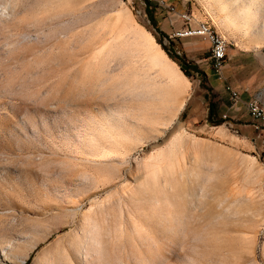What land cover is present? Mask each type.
Here are the masks:
<instances>
[{
    "label": "rangeland",
    "instance_id": "obj_1",
    "mask_svg": "<svg viewBox=\"0 0 264 264\" xmlns=\"http://www.w3.org/2000/svg\"><path fill=\"white\" fill-rule=\"evenodd\" d=\"M146 1L0 0V264H264V127L231 112L209 42ZM256 1L254 21L174 2L264 100Z\"/></svg>",
    "mask_w": 264,
    "mask_h": 264
},
{
    "label": "built area",
    "instance_id": "obj_2",
    "mask_svg": "<svg viewBox=\"0 0 264 264\" xmlns=\"http://www.w3.org/2000/svg\"><path fill=\"white\" fill-rule=\"evenodd\" d=\"M189 2V0H184ZM160 6L165 7L169 13L176 15V17H170L171 24H174L177 18L183 21V26L179 29H174V32L170 37H201L206 39L208 33L204 32L202 29V20H197V17L191 12L186 11V13H179L176 4L173 0H157ZM196 22V25L193 23ZM214 33V29H213ZM222 40L217 37L216 49L210 51V62L212 68L222 77L223 69L226 66L228 60V51L220 52V44ZM228 84V83H227ZM228 92L230 94L233 103H238L241 101L240 92L235 89L231 84H228ZM247 112L249 113L256 128L264 127V101L260 96L253 97L252 99L246 101L245 103ZM227 118V115H223Z\"/></svg>",
    "mask_w": 264,
    "mask_h": 264
},
{
    "label": "crops",
    "instance_id": "obj_3",
    "mask_svg": "<svg viewBox=\"0 0 264 264\" xmlns=\"http://www.w3.org/2000/svg\"><path fill=\"white\" fill-rule=\"evenodd\" d=\"M175 1V0H173ZM182 1V6L184 7L188 2H185L184 0H181ZM175 3V2H174ZM180 8L178 10V12H184V11H191L196 17L197 15L194 13L193 10H185V8L183 9ZM178 9V8H177ZM172 17H176V15H172ZM198 18V17H197ZM199 20H203L201 18H198ZM204 20H210L216 27L217 29L222 32V30L219 28V26L213 21V19L210 17V18H206ZM174 25H175V29H179L183 26V21L180 19V18H177L175 21H174ZM193 25H196V22L193 23ZM174 30V29H173ZM224 34V33H223ZM225 35V34H224ZM206 40V39H204ZM208 41V40H206ZM209 42V41H208ZM210 44V42H209ZM209 50L211 51V44L209 45ZM230 47V45H229ZM229 50L230 48H228V60H227V63H226V66L225 68L223 69V72H222V77L216 72V79L215 80H221L220 83H219V86L220 87H217V88H220V91L222 92V95L221 96H224V97H228L230 100H231V97H230V94L229 92L227 91L226 89V85L227 83L228 84H231L235 89H237L239 92H240V95H241V101L238 102L235 106L234 109H231V112L232 113H235L238 112V111H241L244 109L245 112H247V109H246V106H245V102L252 99L253 97H256L257 95L256 94H253L251 92H253L252 90L254 89V86H255V82L254 80H251V81H247L245 83H243L239 78H237L236 75H232L231 74V71H230V67H231V60H234V58L232 59L230 54H229ZM194 64H198V61L194 60ZM208 64L209 66H211V62H210V55L208 57ZM199 67V65H198ZM212 67V66H211ZM200 68V67H199ZM213 82V81H212ZM262 99V98H261ZM263 100V99H262ZM232 101V100H231ZM264 101V100H263ZM218 106V105H217ZM220 107V105L218 106ZM235 116V115H234ZM246 116V115H245ZM247 116L250 117L249 113L247 112ZM232 118H235V117H232ZM235 124H239L238 122L234 121Z\"/></svg>",
    "mask_w": 264,
    "mask_h": 264
},
{
    "label": "bare ground",
    "instance_id": "obj_4",
    "mask_svg": "<svg viewBox=\"0 0 264 264\" xmlns=\"http://www.w3.org/2000/svg\"><path fill=\"white\" fill-rule=\"evenodd\" d=\"M152 1H154V0H152ZM233 1H234L233 3H236V4L241 6V7L237 6L238 8L236 9V14L238 16H240L243 13H246V14H248L250 16V18H249L250 21H254V20H257L259 18V17H256V14L260 13L261 8L260 7H254V4L257 2L256 0H252V1L248 2V4H246L245 6H243L241 4L242 0H233ZM156 2H157V0H156ZM221 7L223 8V10L227 11L226 17L228 19H230V20L232 19V21H234V18H232V13H231L232 11L229 9L227 4L224 3ZM179 13H186V11L179 12ZM197 20H199V19L197 18ZM242 23H244V22H242ZM202 29L204 30V32L208 33V37H206V40H208L210 42V44H211V51L216 49L217 37H219V40H222V42L220 44V52H227L228 51V48H229L228 41L226 40L225 36L221 35L218 32L217 28L214 25H212L208 21H202ZM213 29H214V33H213ZM262 31H264V30H262ZM153 39H154V37H153ZM164 54L167 57V60L169 59L175 65L176 73L178 75H183L184 76V73L181 70V68L178 66V64L174 60H172L170 57H168L165 52H164ZM226 89L228 91V84L226 85ZM6 246H9V245L7 244ZM10 262L14 263L15 261L14 260H10Z\"/></svg>",
    "mask_w": 264,
    "mask_h": 264
},
{
    "label": "trees",
    "instance_id": "obj_5",
    "mask_svg": "<svg viewBox=\"0 0 264 264\" xmlns=\"http://www.w3.org/2000/svg\"><path fill=\"white\" fill-rule=\"evenodd\" d=\"M151 1H152V0H147V1H146V2H147V5H148ZM149 15L152 16L150 10H149ZM151 20H153L152 17H151ZM158 32H159V34H164L162 30H159ZM171 57H172L175 61H177V62L181 65L182 69L185 70L186 72H187V69H186V67H185L186 65L189 66L190 68H192L195 72H202L201 69L198 67V65L193 64V63H191V62H188V60L186 59L185 55H178V54H175V53H174V54H171ZM216 113H217V111H216V107H215L214 103H211V104H210V115H211V117H212L213 115H215ZM217 121H218V124H220V123H222V121H224V120H223V119H220V120H217Z\"/></svg>",
    "mask_w": 264,
    "mask_h": 264
}]
</instances>
